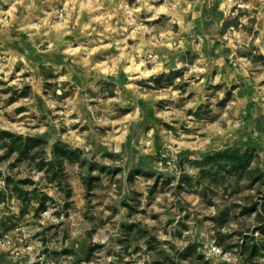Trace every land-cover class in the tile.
Returning a JSON list of instances; mask_svg holds the SVG:
<instances>
[{
    "label": "rangeland",
    "instance_id": "obj_1",
    "mask_svg": "<svg viewBox=\"0 0 264 264\" xmlns=\"http://www.w3.org/2000/svg\"><path fill=\"white\" fill-rule=\"evenodd\" d=\"M0 264H264V0H0Z\"/></svg>",
    "mask_w": 264,
    "mask_h": 264
},
{
    "label": "trees",
    "instance_id": "obj_2",
    "mask_svg": "<svg viewBox=\"0 0 264 264\" xmlns=\"http://www.w3.org/2000/svg\"><path fill=\"white\" fill-rule=\"evenodd\" d=\"M229 26H230V23L229 22H225L224 25H223L222 31L223 32L226 31L229 28Z\"/></svg>",
    "mask_w": 264,
    "mask_h": 264
}]
</instances>
